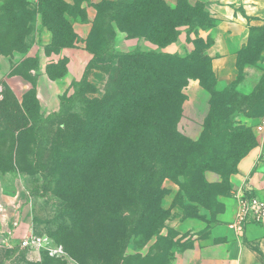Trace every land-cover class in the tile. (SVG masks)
Listing matches in <instances>:
<instances>
[{"label":"trees","instance_id":"1","mask_svg":"<svg viewBox=\"0 0 264 264\" xmlns=\"http://www.w3.org/2000/svg\"><path fill=\"white\" fill-rule=\"evenodd\" d=\"M60 3L58 14L57 9L46 8L44 0L40 9L44 23H51L53 33L51 47L58 48L63 46L60 40L70 41V38H66L72 34L70 26L62 17V12L66 10L65 6L61 1ZM106 6L109 8L105 10ZM46 9L47 11L51 9L49 11L52 14L46 15ZM198 14L203 20L196 22ZM112 16L117 20L110 19L109 22L115 23L118 31L138 40L145 39L162 49L176 41L180 26L187 25L188 29H192L198 24L205 23L207 15L200 5L191 8L181 4L179 8L173 10L165 6L161 0L102 3L97 6V15L86 40V50L92 54L89 65L112 64L106 68L110 79L116 78V70L120 74L113 80L116 88L115 91L113 89L114 93L108 103L113 105L106 111L104 104L99 101L90 104L85 126L77 125L68 133L75 136L72 145L67 148L71 169L74 172L73 179L68 184L70 192L85 202L89 203L92 200L96 208H101L98 217L107 228L114 224L119 225L123 221L129 227V233L149 239L158 236L159 228L166 219V214L160 207L164 195L161 187L164 179L181 177L180 188L189 203L206 207L218 197L231 192L230 178L236 172L238 163L257 144L255 136L250 131L243 128L231 129L230 126L224 125L225 133L242 131L243 134L247 133L249 138L246 147L231 157L224 153L215 154L217 142L211 128L212 115L216 112L213 98L229 91L239 79L241 80L245 66L240 65L244 48L239 51L237 57L239 69L237 81L218 91L215 89V77L209 59L203 54L204 46L201 42H195V50L185 57L147 53L139 48L121 53L115 49L114 29L110 27L103 29L98 25L99 18L109 19ZM256 30L255 27L251 28L247 45L252 44L253 32ZM95 36L99 38L98 46L93 44ZM261 39L263 42L264 33ZM117 66H122V69H116ZM37 67V59L34 58V65L29 70L36 71ZM135 69L142 70L140 72ZM161 76L163 82L160 83ZM146 78L151 85L146 84ZM193 79L199 80L200 85L211 95L210 110L205 118L203 131L196 141L188 139L177 130L184 100L182 89ZM261 79L262 77L259 83L262 82ZM72 86L74 94L61 101L58 113L47 117L36 116L35 126L29 129L32 136L37 137L36 133L43 124L64 115L69 101L78 97L76 89L81 88L83 84L73 82ZM160 89L162 94H159ZM146 100L160 106H152L148 110L124 106L142 104ZM22 129L24 128H16L15 131L20 134ZM80 133L83 134V139H80ZM226 136L227 134L224 137ZM67 139L64 141L68 142ZM110 153L113 154L112 159ZM214 155L215 171L223 179L219 185H209L203 179L204 172L213 168ZM88 181L93 184L90 191ZM180 206L182 220L203 219L195 209L192 210L184 203ZM110 247L111 245L106 243V248ZM171 260L172 257L169 262Z\"/></svg>","mask_w":264,"mask_h":264},{"label":"rangeland","instance_id":"2","mask_svg":"<svg viewBox=\"0 0 264 264\" xmlns=\"http://www.w3.org/2000/svg\"><path fill=\"white\" fill-rule=\"evenodd\" d=\"M42 1L40 0L39 9H41ZM44 1L46 8L57 9V14L60 12L58 10L61 7L59 0ZM33 3V0H0V66L5 70L0 76V172L6 174L10 185L4 193L0 192V195L7 198L20 192L26 200L28 223L33 233L47 237L51 241V247H61L64 253L59 254L60 257H52L41 249L36 256L31 257L30 252L33 250L20 249L16 241L12 239V236L20 237L21 235L14 231L11 240L0 243V264H167L172 257L168 263L171 264L174 259L173 254L179 248V244L176 240V233L166 227V222L174 219L176 215H179L181 219L183 214L181 203L195 209L203 219L209 222L214 221L215 215L222 210L219 202L221 196L215 199V203L212 201L206 207L197 206L189 203L182 192L181 177L164 179L161 185L164 195L160 207L166 214V219L159 228L158 236H152L149 239L139 234L129 233V227L123 221L119 225L114 224L107 228L98 217L101 208H96L92 200L88 203L73 196L68 184L71 183L74 172L71 169L67 148L72 145L75 136L68 133L77 125L84 124L83 127L85 126L90 104L99 101L104 104L106 111L113 105V103L110 105L108 103L114 93L113 89L115 91L116 88L113 80L117 79L120 72L116 70V78L110 79L106 68L112 64L89 65V60L84 65L82 73L80 72L77 79L73 81L83 84L81 88L76 89L78 97L69 101L66 106L67 110L61 118H53L43 124L36 133L37 137L32 136L29 129L35 126L36 116L55 115L60 109L61 101L74 94L72 82L70 90L60 98L58 109L49 114L43 112L40 99L37 97V76L35 70H29L34 65V58L25 57L29 49L36 44L39 35L35 25L36 5ZM181 4L188 6L184 1H180L174 8L164 3L173 10L179 8ZM63 5L65 9L68 8L64 3ZM108 8L109 6H106L105 10ZM192 13L194 14V10ZM56 17L59 19L58 16ZM196 18V22L203 20L199 14ZM110 19L117 20L115 16L109 19L99 18L98 25L103 29L104 27L113 28L116 43L117 33L122 32L116 29L115 23L109 22ZM182 28L188 29L187 25L180 26L178 36ZM255 28L257 30L253 32L252 44L242 50L243 59L240 65H245L244 68L253 66L258 68L262 82L259 83V79L255 89L247 95L245 89L238 88L239 79L229 91L213 98L216 112L212 115L211 128L213 129L212 135L215 136L217 142L215 154L224 153L231 157L232 154L246 147V141L249 138L247 133L243 134L242 131L225 133L224 125L230 126L231 129L243 128L255 136L253 124L259 116L264 115V40L261 41L264 24ZM71 33L66 38L71 40L65 42L62 39L60 40L61 45L72 44L74 34L72 31ZM124 37L137 39L127 34H124ZM144 41L155 48L151 50L136 48L147 53L167 54L147 40L144 39ZM54 43L57 45L55 40ZM98 43L99 38L95 36L93 44L98 46ZM47 50L56 52L59 48L52 46ZM47 68H49L48 71L46 69L49 78H57L66 73L65 62L49 64ZM116 69H122V66H117ZM141 70L135 69L140 72ZM160 79V83L163 82L162 76ZM145 82L151 85L147 78ZM159 94H162V89L159 90ZM183 97L185 100L184 94ZM124 106L130 109L148 110L152 106L159 107L160 105L146 100L142 104L133 103L124 104ZM182 115L183 110L181 117ZM203 126L204 122L196 138H190L182 133L178 129V124L177 130L188 139L196 141L203 131ZM16 128L24 129L18 134L15 131ZM226 134L227 136L224 137ZM82 135L80 133V139H83ZM112 157L113 154L110 153V158ZM212 165L213 168L204 172L203 179L209 185H219L223 179L215 171V155ZM87 186L90 191L93 184L88 181ZM229 194L230 192L223 196ZM8 204L10 206L12 202L9 201ZM124 221L128 222V220ZM106 243H109L111 247L106 248Z\"/></svg>","mask_w":264,"mask_h":264},{"label":"crops","instance_id":"3","mask_svg":"<svg viewBox=\"0 0 264 264\" xmlns=\"http://www.w3.org/2000/svg\"><path fill=\"white\" fill-rule=\"evenodd\" d=\"M60 1L68 6L62 12V17L74 34L72 44L60 46L56 52H48L47 48L53 44L51 23H44L38 7L40 0H33L36 5L35 25L39 35L36 44L25 55L26 58L38 59L39 64L35 71L37 97L46 114L58 109L60 98L70 90L71 83L92 58L85 44L97 15V6L118 0ZM162 1L172 8L180 1L190 7L203 6L207 22L192 29L182 28L177 40L160 51L185 57L195 50V42H201L204 46L203 54L209 59L215 77V89L222 91L235 83L239 77L238 53L247 46L251 28L264 24V0ZM49 14L52 13L48 10L46 15ZM136 47L150 50L155 48L144 40L126 39L123 33H117V51L128 52ZM60 62H65L66 73L57 78H49L46 73L47 66ZM4 72V68L0 66V76ZM259 79L258 68H244L238 88L245 89L247 95L251 94ZM183 94V115L178 129L190 138H196L209 113L211 95L197 79L189 80ZM257 121L258 119L253 126ZM255 138L256 146L241 159L236 172L230 178V194L219 198L222 210L215 215L214 221L196 218L182 220L176 215L174 219L166 222V227L176 233L179 244L171 264H264V221L261 224H246L241 233L229 227L236 221L239 212L236 190L245 181L249 182L252 194L264 202V162H258V157L264 152V135L255 134ZM9 186L6 174L0 172V192L4 193ZM9 201L12 202L10 206ZM15 223L18 224L16 229ZM14 231L21 234L32 231L28 223L26 200L20 192L7 198L0 195V243L11 240ZM12 239L17 241L18 237L12 236ZM36 254L37 251L30 252L31 257Z\"/></svg>","mask_w":264,"mask_h":264},{"label":"built area","instance_id":"4","mask_svg":"<svg viewBox=\"0 0 264 264\" xmlns=\"http://www.w3.org/2000/svg\"><path fill=\"white\" fill-rule=\"evenodd\" d=\"M256 135H264V116L258 119L253 126ZM258 162H264V152L258 157ZM252 188L245 181L237 190L235 197L239 203L237 219L229 227L237 233H241L246 224H261L264 221V202L252 194ZM18 224H14L15 229ZM17 246L24 250H45L49 256L60 257L64 253L61 247H51V241L47 237L37 236L33 231H25L18 237Z\"/></svg>","mask_w":264,"mask_h":264}]
</instances>
